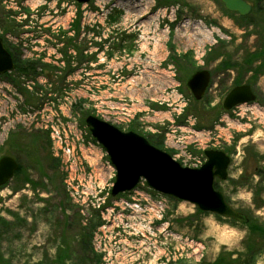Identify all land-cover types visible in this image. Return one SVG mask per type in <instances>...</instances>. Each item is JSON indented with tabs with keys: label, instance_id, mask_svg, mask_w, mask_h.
Instances as JSON below:
<instances>
[{
	"label": "rangeland",
	"instance_id": "obj_1",
	"mask_svg": "<svg viewBox=\"0 0 264 264\" xmlns=\"http://www.w3.org/2000/svg\"><path fill=\"white\" fill-rule=\"evenodd\" d=\"M257 20L219 0H0V38L26 70L0 75V158L20 168L0 186V264H264V234L249 230L264 228ZM85 50L90 74H65L60 54ZM253 53L262 56L247 65ZM199 70L210 83L196 101L185 83ZM240 84L255 101L224 110ZM88 115L143 136L182 166L201 165L205 150L226 153L228 176L216 188L249 225L145 182L112 197Z\"/></svg>",
	"mask_w": 264,
	"mask_h": 264
},
{
	"label": "water",
	"instance_id": "obj_2",
	"mask_svg": "<svg viewBox=\"0 0 264 264\" xmlns=\"http://www.w3.org/2000/svg\"><path fill=\"white\" fill-rule=\"evenodd\" d=\"M86 4L89 0H74ZM224 8L240 16L251 11L246 0H220ZM14 68L10 53L0 38V74ZM210 81L206 70L193 73L186 82L195 100H200ZM255 95L247 84L233 87L225 96L223 108L230 110L237 104L253 101ZM85 125L90 135L106 152L115 171L111 195L116 196L132 190L141 179L146 185L161 194L189 203L201 212L216 214L222 218L247 223L242 212L233 209L223 194L215 189L214 179L226 180L229 156L220 150H205V161L195 168L185 167L170 154L152 146L143 136L132 131L123 132L114 125L95 116L88 115ZM18 163L10 156L0 158V186L11 179Z\"/></svg>",
	"mask_w": 264,
	"mask_h": 264
},
{
	"label": "trees",
	"instance_id": "obj_3",
	"mask_svg": "<svg viewBox=\"0 0 264 264\" xmlns=\"http://www.w3.org/2000/svg\"><path fill=\"white\" fill-rule=\"evenodd\" d=\"M247 2H249L250 4H251V6H252V10H251V12L248 14V15H246V16H240L242 19H244V20H249V21H253V20H255V18H257L258 17V20L257 21H255L258 25L260 24V26H261V30H260V32H264V0H246ZM233 14H235V13H233ZM239 16V15H238ZM259 17H261V18H259ZM251 18V19H250ZM249 23V22H248ZM262 39H263V42H264V37L262 36ZM262 47H264V44H262ZM262 53H258V55H257V53H253V54H251L249 57H247L246 59H245V63H248L247 65H250L251 64V62L255 59V58H257V56L260 58L262 55H261ZM263 62V63H262ZM262 62L260 63V68H261V66H262V64H264V59L262 60ZM13 63H14V69H16L17 71H19V72H24V71H26L25 69H19L18 67H17V63L16 62H14L13 61ZM20 171V168L17 170V172H19ZM16 172V173H17ZM214 186L215 187H217L216 186V183L214 182ZM246 225H249V221L246 223ZM250 230V233L251 234H255V233H257L258 235H261V234H264V228L263 227H254L253 229L251 228V229H249ZM61 252H62V256H63V258H67V257H69V254H68V252H67V250H64L63 249V251L61 250ZM63 260V259H62Z\"/></svg>",
	"mask_w": 264,
	"mask_h": 264
},
{
	"label": "flooded vegetation",
	"instance_id": "obj_4",
	"mask_svg": "<svg viewBox=\"0 0 264 264\" xmlns=\"http://www.w3.org/2000/svg\"><path fill=\"white\" fill-rule=\"evenodd\" d=\"M67 48H68V46L66 47V50H67ZM77 53H76V51H72L73 56L70 59L68 58V60L66 59L65 55H64L65 56L64 57L62 54H60V58H61L60 63L64 67L67 65L66 69L64 70V73L65 74H69V73L82 74L84 76H87L90 74V66H91L90 59L87 56H85L87 54V50H85L84 52H77ZM251 89H252V91L255 95V98H256V94H255L254 89L252 87H251ZM223 101H224V99H223ZM223 101H222V103H223Z\"/></svg>",
	"mask_w": 264,
	"mask_h": 264
}]
</instances>
